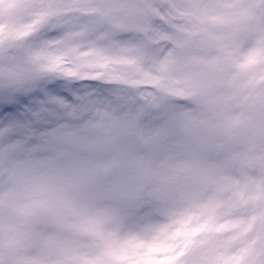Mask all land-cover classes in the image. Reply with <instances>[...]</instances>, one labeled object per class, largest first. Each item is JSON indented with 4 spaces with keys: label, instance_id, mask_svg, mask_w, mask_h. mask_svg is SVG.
Wrapping results in <instances>:
<instances>
[{
    "label": "clouds",
    "instance_id": "clouds-1",
    "mask_svg": "<svg viewBox=\"0 0 264 264\" xmlns=\"http://www.w3.org/2000/svg\"><path fill=\"white\" fill-rule=\"evenodd\" d=\"M101 81L0 126V264H264V0H0V92Z\"/></svg>",
    "mask_w": 264,
    "mask_h": 264
},
{
    "label": "rangeland",
    "instance_id": "rangeland-1",
    "mask_svg": "<svg viewBox=\"0 0 264 264\" xmlns=\"http://www.w3.org/2000/svg\"><path fill=\"white\" fill-rule=\"evenodd\" d=\"M86 94L106 98L110 86L101 81L55 79L29 92H0V126L9 128L10 142L18 141L21 136L42 135L67 122L61 105H78Z\"/></svg>",
    "mask_w": 264,
    "mask_h": 264
},
{
    "label": "snow or ice",
    "instance_id": "snow-or-ice-1",
    "mask_svg": "<svg viewBox=\"0 0 264 264\" xmlns=\"http://www.w3.org/2000/svg\"><path fill=\"white\" fill-rule=\"evenodd\" d=\"M57 79H60V78H57ZM38 87H40V86H37L36 88H38ZM36 88H34V89H36ZM34 89H31V90H29V91H32V90H34ZM28 91V92H29ZM21 93H23V92H21ZM12 94H16V93H12Z\"/></svg>",
    "mask_w": 264,
    "mask_h": 264
}]
</instances>
